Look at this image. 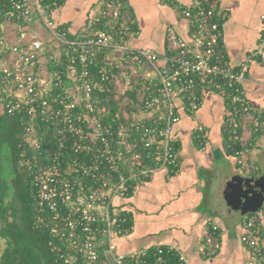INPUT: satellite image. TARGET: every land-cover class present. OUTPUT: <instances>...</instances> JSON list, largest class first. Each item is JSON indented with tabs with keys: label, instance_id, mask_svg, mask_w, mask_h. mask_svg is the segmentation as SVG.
I'll return each mask as SVG.
<instances>
[{
	"label": "built area",
	"instance_id": "2783aa9c",
	"mask_svg": "<svg viewBox=\"0 0 264 264\" xmlns=\"http://www.w3.org/2000/svg\"><path fill=\"white\" fill-rule=\"evenodd\" d=\"M62 1L0 0V56L18 55L15 66H0V107L26 118L20 168L34 180L40 212L48 213L39 219L50 231L53 264H187L183 252L171 245L119 254L115 237L125 232L127 217L116 199L131 195L136 182L161 168L179 171L180 151L173 138L181 119L177 99L195 113L206 93H221L228 100L233 139L247 146L257 132L264 133V111L249 104L242 88L252 63H264V36L244 62L234 65L222 42L218 0H192L181 7L190 21L189 37L169 30L172 52L161 57L149 49L129 48L128 40L138 31L118 21V0L104 7L101 17L109 11L112 17L106 29L68 38L52 19ZM35 19L63 45L50 56V69L41 66L43 41L21 48L4 34L6 21L32 24ZM109 52L111 61L94 76L92 66ZM160 58L166 65L155 64ZM119 59L151 63L155 76L135 111L117 112L106 121L110 109L102 98L110 96ZM196 130L207 138L202 126ZM247 153L237 152L242 169L251 166ZM212 229L205 240L208 255L220 246L218 226ZM241 241L249 251L246 264H264V206L246 216Z\"/></svg>",
	"mask_w": 264,
	"mask_h": 264
},
{
	"label": "crops",
	"instance_id": "0c3cea01",
	"mask_svg": "<svg viewBox=\"0 0 264 264\" xmlns=\"http://www.w3.org/2000/svg\"><path fill=\"white\" fill-rule=\"evenodd\" d=\"M191 1L118 0L122 11L127 8L128 14L133 16L138 31L128 40L129 48L149 49L161 57L169 55L172 52L169 30L189 37L190 21L183 16L181 7ZM108 2L63 0L54 9L52 19L68 38H84L98 30L97 19ZM218 10L223 17L225 52L234 65H240L258 48L264 36V0H218ZM3 30L6 38L21 48L37 39L43 41L40 62L44 70L52 67L50 56L63 49L38 19L32 24L6 21ZM111 56L110 52L100 56L103 65L111 61ZM17 59V54H7L2 57L0 66H15ZM155 64L164 66L166 61L160 58ZM152 66L151 63L140 66L142 72L145 70L148 85L155 76ZM242 88L249 104L255 110L264 111V63H252ZM177 108L181 119L175 125L173 138L180 151L179 171L171 174L161 168L149 178L136 182L131 195L116 199V204L133 221L130 230L115 237L117 252L125 255L148 247L171 245L183 252L187 264H246L249 251L241 235L244 220L252 211L230 206L226 199V190L242 169L225 146L228 100L221 93L208 92L197 112L190 113L178 99ZM199 125L207 133L203 146L196 140ZM246 149L251 166L242 169L245 171L242 173L248 177L246 173L261 175L264 173V135L257 137L256 134L248 141ZM218 162H226L232 176L226 178L225 186L219 184L216 194L209 198L212 183L204 175L218 170ZM214 225L218 226L220 246L215 254L208 255L205 240L213 234Z\"/></svg>",
	"mask_w": 264,
	"mask_h": 264
},
{
	"label": "trees",
	"instance_id": "16d2710c",
	"mask_svg": "<svg viewBox=\"0 0 264 264\" xmlns=\"http://www.w3.org/2000/svg\"><path fill=\"white\" fill-rule=\"evenodd\" d=\"M128 13L127 8H123V11L121 9L118 21L128 25L130 31L134 32L137 28L132 21L133 16ZM110 18H112L110 11L108 17L98 18L97 29H106ZM1 58L2 56L0 61ZM101 60L99 57V64L91 68L94 76L103 66ZM116 71L113 69V72ZM144 86L148 87V84L144 82ZM142 89V83L137 81L136 87L130 86L125 94L119 95L114 82L109 98H102V103L110 109L106 121H110L115 113L129 109L124 106L126 98L138 101ZM25 119L23 114L11 115L0 107V264H53L55 255L49 247L50 231L46 223L39 219L40 215L46 217L48 213L40 212L34 180L20 168L21 154L24 150L22 142L25 136ZM228 119L229 116L224 128L225 146L230 156L237 159L239 158L237 152L246 149L247 146L232 138ZM262 134L264 133L261 131L257 132V137ZM196 140L203 146L206 138H201L197 132ZM175 145L179 148L176 142ZM139 150L144 157V148L141 146ZM133 184L134 181L131 182V186ZM124 214L127 217L126 223L123 224L126 232L132 228L133 221L126 213Z\"/></svg>",
	"mask_w": 264,
	"mask_h": 264
},
{
	"label": "rangeland",
	"instance_id": "374dc122",
	"mask_svg": "<svg viewBox=\"0 0 264 264\" xmlns=\"http://www.w3.org/2000/svg\"><path fill=\"white\" fill-rule=\"evenodd\" d=\"M144 68H146V71L148 70L147 66H145ZM140 69L141 68H140L139 64L130 62V60L119 62V68H117L116 69L117 71L114 72V74H115L114 80H115L116 85L118 87V94L119 95L125 94L127 92V89L130 86L136 87L137 81H140L142 83L143 89L141 92H143V90L146 87V86H144V82H145V80H147V78L144 75L145 70H144V72H142ZM147 81H149V80H147ZM140 97H141V95H140ZM139 101H140V98L138 99V101H134L130 97H127L125 100L124 106L128 107L129 109H124V110H122V112L131 113V112L135 111L138 107L137 104L139 103ZM248 128H250V129L252 128L251 123L248 125ZM216 165L218 167V170H215V171L211 172L210 174L206 173L204 175L212 183V188L210 190L209 198H212L214 196V194H216L215 189L219 184L225 186L226 181H227L226 178L228 176H232L231 175L232 171L229 169V166L226 162H218ZM240 172H241L240 174L242 175L243 174L242 172H245V171L241 169ZM246 174H248L249 176H255V175L250 174V173H246ZM243 175H245V174H243ZM223 205H226L225 201L223 202Z\"/></svg>",
	"mask_w": 264,
	"mask_h": 264
},
{
	"label": "water",
	"instance_id": "95a60500",
	"mask_svg": "<svg viewBox=\"0 0 264 264\" xmlns=\"http://www.w3.org/2000/svg\"><path fill=\"white\" fill-rule=\"evenodd\" d=\"M226 199L230 206L255 211L264 206V173L255 176L238 174L226 190Z\"/></svg>",
	"mask_w": 264,
	"mask_h": 264
}]
</instances>
